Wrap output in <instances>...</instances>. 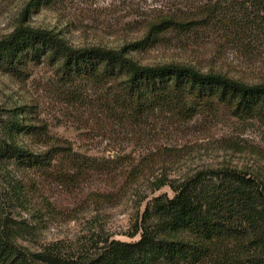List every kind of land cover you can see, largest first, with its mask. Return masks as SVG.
Wrapping results in <instances>:
<instances>
[{
    "label": "rangeland",
    "instance_id": "rangeland-1",
    "mask_svg": "<svg viewBox=\"0 0 264 264\" xmlns=\"http://www.w3.org/2000/svg\"><path fill=\"white\" fill-rule=\"evenodd\" d=\"M170 2L0 0V40L24 25L53 31L74 47H129L143 41L151 26L164 20L153 18ZM174 20L198 24L131 47L129 55L142 64H188L248 83H264V47L234 45L219 29L199 26L207 19ZM62 91L55 67L48 62L31 64L20 76L0 70V136H5L2 126L8 121L35 125L49 139L20 133L18 144L38 151L66 140L84 156L118 159L119 166L114 172H90L65 185L14 162L0 161L1 215L14 240L31 253L54 252L63 264H85L100 252L104 241H137L138 236L129 235L148 200L173 195L169 186L151 191L148 180L156 177L182 181L202 170L227 167L264 176V127L256 120L223 113L187 123L160 119L147 136L150 142L136 145L124 132L104 130L96 106L80 108L67 102ZM149 149L153 153L147 158ZM143 157L145 172L134 178L133 167Z\"/></svg>",
    "mask_w": 264,
    "mask_h": 264
},
{
    "label": "trees",
    "instance_id": "trees-1",
    "mask_svg": "<svg viewBox=\"0 0 264 264\" xmlns=\"http://www.w3.org/2000/svg\"><path fill=\"white\" fill-rule=\"evenodd\" d=\"M44 1L52 0L31 3ZM170 1L153 18L164 20L153 24L143 41L120 49L74 47L53 31L21 25L0 40V70L20 76L31 64H52L67 102L80 108L96 106L104 130L124 132L136 145L150 142L147 136L165 118L187 123L223 113L256 120L264 127V83H248L188 64H142L128 53L131 47L156 42L169 31L198 24L174 19H207L199 26L219 29L234 45L264 47V0ZM2 130L1 162H14L61 184H74L90 172H114L119 166L118 159L84 156L66 140L38 151L18 144L20 133L49 139L35 125L8 121ZM159 150L153 161L158 160ZM145 159L133 167L131 176H142ZM148 182L151 191L169 186L173 195L148 200L129 235L138 236L137 241H104L100 252L85 264H264V176L227 167L202 170L182 181L156 177ZM133 185L131 181L129 186ZM2 210L0 195V264L65 262L54 252L31 253L19 245Z\"/></svg>",
    "mask_w": 264,
    "mask_h": 264
}]
</instances>
